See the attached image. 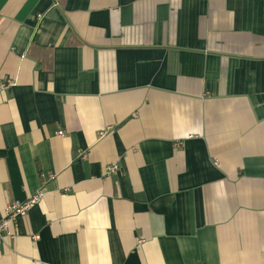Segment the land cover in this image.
I'll use <instances>...</instances> for the list:
<instances>
[{
  "label": "crops",
  "instance_id": "obj_1",
  "mask_svg": "<svg viewBox=\"0 0 264 264\" xmlns=\"http://www.w3.org/2000/svg\"><path fill=\"white\" fill-rule=\"evenodd\" d=\"M1 83L0 264H264V0H0Z\"/></svg>",
  "mask_w": 264,
  "mask_h": 264
},
{
  "label": "built area",
  "instance_id": "obj_2",
  "mask_svg": "<svg viewBox=\"0 0 264 264\" xmlns=\"http://www.w3.org/2000/svg\"><path fill=\"white\" fill-rule=\"evenodd\" d=\"M8 87L7 84L1 83L0 89H6ZM61 136L64 135L63 132H59ZM118 169L117 165L111 166L107 170V174H112ZM44 192L43 190L39 191L35 196L30 198L25 203H13L10 204L7 209L4 218L0 221V242L6 236H12V232L10 230L11 225L16 222L19 218L26 217L29 210L41 200L43 197Z\"/></svg>",
  "mask_w": 264,
  "mask_h": 264
}]
</instances>
